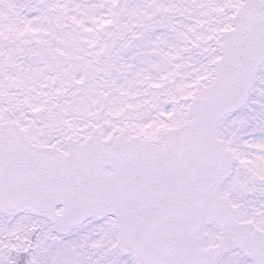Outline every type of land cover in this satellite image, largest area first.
<instances>
[{"label":"snow or ice","instance_id":"snow-or-ice-1","mask_svg":"<svg viewBox=\"0 0 264 264\" xmlns=\"http://www.w3.org/2000/svg\"><path fill=\"white\" fill-rule=\"evenodd\" d=\"M0 264H264V0H0Z\"/></svg>","mask_w":264,"mask_h":264}]
</instances>
